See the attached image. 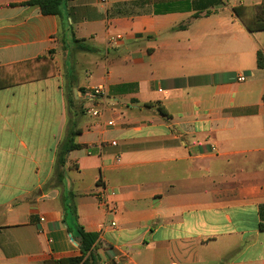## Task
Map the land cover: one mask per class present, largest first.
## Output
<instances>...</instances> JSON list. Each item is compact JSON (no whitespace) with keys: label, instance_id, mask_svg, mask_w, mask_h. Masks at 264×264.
Returning <instances> with one entry per match:
<instances>
[{"label":"crops","instance_id":"0c3cea01","mask_svg":"<svg viewBox=\"0 0 264 264\" xmlns=\"http://www.w3.org/2000/svg\"><path fill=\"white\" fill-rule=\"evenodd\" d=\"M28 1L0 0V264L79 259V228L98 264H264L263 0Z\"/></svg>","mask_w":264,"mask_h":264},{"label":"trees","instance_id":"16d2710c","mask_svg":"<svg viewBox=\"0 0 264 264\" xmlns=\"http://www.w3.org/2000/svg\"><path fill=\"white\" fill-rule=\"evenodd\" d=\"M65 0H29L24 3V6L38 7L43 15L60 16L62 14V7ZM224 4V0H201L199 4V11L204 9L220 7ZM255 15L251 21L244 22L247 30L250 33L264 32V0L261 5L256 6ZM234 13L239 17L243 18L244 8H234ZM257 67L258 69H264V51L257 53ZM264 100V98H263ZM76 133H72L74 136ZM72 148H77L76 145H72ZM264 208V207H263ZM264 228V224L262 225ZM78 234L80 236V250L82 257L76 260L66 262L67 264L80 263L87 256L84 264H98L97 255L94 254V248L98 241V235L96 233L85 232L84 229L79 228ZM61 262L60 264H63Z\"/></svg>","mask_w":264,"mask_h":264},{"label":"built area","instance_id":"2783aa9c","mask_svg":"<svg viewBox=\"0 0 264 264\" xmlns=\"http://www.w3.org/2000/svg\"><path fill=\"white\" fill-rule=\"evenodd\" d=\"M238 81L239 82L245 81V77L240 76L238 78ZM103 95H104V89L102 87H98V88H95L93 90L86 91L85 93L82 94V96L84 98H88V99H91L93 101H96L97 99H99V97H102ZM88 113L90 116H92L93 118H95L97 120L103 118V112L98 107H92L91 109L88 110ZM108 125L113 126V122H109ZM103 199H105V198H103ZM112 225L114 226L115 224L113 223Z\"/></svg>","mask_w":264,"mask_h":264},{"label":"rangeland","instance_id":"374dc122","mask_svg":"<svg viewBox=\"0 0 264 264\" xmlns=\"http://www.w3.org/2000/svg\"><path fill=\"white\" fill-rule=\"evenodd\" d=\"M254 15H255V9H254ZM71 108H69V130L70 132L73 131L72 133H75V129L78 124V121L80 119V116L82 115V109L81 107L77 106V105H70ZM76 111V112H75ZM78 112V114H76ZM61 154L63 155V151L61 152Z\"/></svg>","mask_w":264,"mask_h":264}]
</instances>
